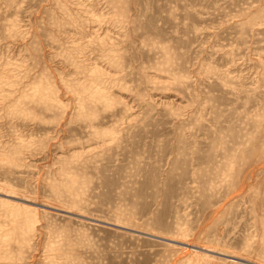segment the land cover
Segmentation results:
<instances>
[{"label":"rangeland","instance_id":"obj_1","mask_svg":"<svg viewBox=\"0 0 264 264\" xmlns=\"http://www.w3.org/2000/svg\"><path fill=\"white\" fill-rule=\"evenodd\" d=\"M0 264H264V0H0Z\"/></svg>","mask_w":264,"mask_h":264},{"label":"bare ground","instance_id":"obj_2","mask_svg":"<svg viewBox=\"0 0 264 264\" xmlns=\"http://www.w3.org/2000/svg\"><path fill=\"white\" fill-rule=\"evenodd\" d=\"M170 242H173V241H170ZM173 243H175V242H173ZM195 249H196V248H195ZM204 251H205V252H211V250H205V249H204ZM229 258L234 259L235 257H232V256H231V257H229ZM235 259H236V258H235Z\"/></svg>","mask_w":264,"mask_h":264},{"label":"water","instance_id":"obj_3","mask_svg":"<svg viewBox=\"0 0 264 264\" xmlns=\"http://www.w3.org/2000/svg\"><path fill=\"white\" fill-rule=\"evenodd\" d=\"M125 231H127V230H125ZM128 232H131V231H128ZM165 242H167V243H173V242H170V241H165ZM174 244V243H173Z\"/></svg>","mask_w":264,"mask_h":264}]
</instances>
